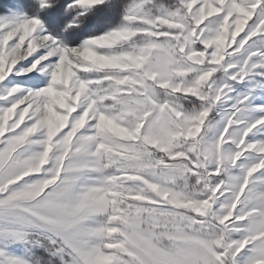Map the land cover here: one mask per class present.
<instances>
[{
    "label": "snow or ice",
    "instance_id": "1",
    "mask_svg": "<svg viewBox=\"0 0 264 264\" xmlns=\"http://www.w3.org/2000/svg\"><path fill=\"white\" fill-rule=\"evenodd\" d=\"M101 6L119 23L85 38ZM257 77L264 0H17L0 264H264V106L233 95Z\"/></svg>",
    "mask_w": 264,
    "mask_h": 264
},
{
    "label": "trees",
    "instance_id": "2",
    "mask_svg": "<svg viewBox=\"0 0 264 264\" xmlns=\"http://www.w3.org/2000/svg\"><path fill=\"white\" fill-rule=\"evenodd\" d=\"M17 6V0H0V15L7 10ZM119 8H110L101 6L99 10L90 14L88 23L84 27L85 38L89 35H99L109 30L119 23ZM48 17L61 18L63 16V8L57 6L52 11L47 13Z\"/></svg>",
    "mask_w": 264,
    "mask_h": 264
},
{
    "label": "rangeland",
    "instance_id": "3",
    "mask_svg": "<svg viewBox=\"0 0 264 264\" xmlns=\"http://www.w3.org/2000/svg\"><path fill=\"white\" fill-rule=\"evenodd\" d=\"M3 15V14H1ZM21 85L27 87L33 83H35L34 80H20L19 81ZM238 94H247L249 95L248 104L250 106H264V80H260L259 77H257L256 80V86L254 87V90L249 92V85L247 84H241L236 86V90L233 93V95ZM264 115V113H252L253 117H258Z\"/></svg>",
    "mask_w": 264,
    "mask_h": 264
}]
</instances>
